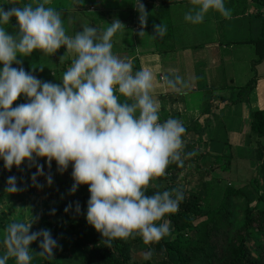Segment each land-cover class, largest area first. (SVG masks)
I'll list each match as a JSON object with an SVG mask.
<instances>
[{"label": "clouds", "instance_id": "clouds-1", "mask_svg": "<svg viewBox=\"0 0 264 264\" xmlns=\"http://www.w3.org/2000/svg\"><path fill=\"white\" fill-rule=\"evenodd\" d=\"M51 3L31 0L22 7H0V161L7 170L32 163L34 158L44 159L49 167L55 161L60 172L71 165V191L88 186L86 221L107 247L136 236L146 245L157 243L170 235L172 224L167 217L179 211L185 195L181 189L146 193L157 178L166 175L170 164L183 167L196 155L185 151L184 123L173 117L161 122L153 72L147 68L134 71L131 61L113 53V37L124 29L118 19L102 34L96 27L84 26L69 36L62 14L46 6ZM136 3L143 29L147 15L140 0ZM191 3L184 20L192 25L203 23L209 12L231 18L226 0ZM13 19L18 31L10 34L4 25ZM153 28L159 37L167 32L162 24ZM62 47L72 60L58 84L12 66L19 65L17 57H28L34 51L53 55ZM162 81L172 91L184 87L179 75H165ZM21 96L28 102L13 108ZM43 174V167H37L33 184ZM52 182L48 176L47 185ZM20 190L17 178L9 176L5 191ZM34 222L31 217L7 227L0 264L10 259L15 264H32L30 245L37 240L38 256L52 260L58 240L48 229L30 232ZM151 256V250L144 253L145 259Z\"/></svg>", "mask_w": 264, "mask_h": 264}, {"label": "rangeland", "instance_id": "rangeland-1", "mask_svg": "<svg viewBox=\"0 0 264 264\" xmlns=\"http://www.w3.org/2000/svg\"><path fill=\"white\" fill-rule=\"evenodd\" d=\"M156 1L158 4L159 0ZM29 2L31 0H25L23 4L18 2L20 3L18 7H22ZM136 4L134 2L131 4V0H79L76 4H73L72 0H52V3L46 6L53 7L62 14L66 34L73 36L76 32L82 31L84 26H97L100 29L98 34H102L107 28L106 26L112 23L113 19H118L124 25V28H127L125 19H128V15L126 13L123 14V12L131 13ZM0 7L8 10L7 0H0ZM4 27L10 34H15L18 31L14 19L9 22V25H4ZM131 27L134 28L133 23ZM122 33L118 32L113 37L112 51L115 55L120 53L122 45H124L123 51L127 49V43L124 40L120 41L118 37ZM65 51L63 47L58 49L53 55H45L39 51H34L28 57H17L20 63L19 65H13L23 67L26 72H30L41 81L58 84L61 82L62 74L70 66L72 60V56L65 54ZM123 54L126 53L120 55ZM134 65L133 70H135ZM236 94H240L239 90L236 91ZM249 94V92H243L241 96L236 95L232 98L231 103L234 104L235 101L237 106L233 109H228H232L230 113L233 115L232 120L227 123L228 125L224 124V117L220 116V118L215 114V125L212 123L201 126L204 128V132H201L202 135L190 133L189 136H184L185 151L195 152L196 155L186 160L183 169L180 171H176L174 167L170 170L167 168L166 175L157 178L154 181L155 186L149 187V189L161 192L181 189L184 193L192 194L196 192L198 187H190L192 186L191 180L194 182L195 177L198 176L196 173L198 171L209 173L208 178L205 180L210 185L208 188L209 202L200 205L198 215L189 214L187 219L180 220V226L185 227L188 224L186 230L174 233L173 223H171L170 235L160 241H180L179 246L177 245L179 249H184V245L187 246L194 243L198 232L207 220L208 216L206 213L219 207L225 192H228L226 200L229 209L227 211L228 217L230 216L231 219L223 223L225 226L222 229L223 241H227L226 236H228L229 242L232 241V238L239 239L238 234L243 230L247 209L253 210L256 206L260 210L264 209L263 201L259 200L260 197L264 198V175L260 171L261 163L258 159L259 149L261 145H264V139H257L250 130V112L262 110L264 105L256 106L254 100L253 106V99L251 96L249 97ZM22 97H18L17 100L20 101ZM198 100H200L198 108L202 112L207 107L208 100L204 97ZM193 105H195L194 102ZM243 107H246L247 111H243ZM222 111L224 112V110ZM219 114L222 115L221 113ZM231 114L227 115L229 119ZM37 160L43 164L41 167L44 169V174L41 175V186L36 193H11L3 198L0 203V255L6 251L3 240L7 235V227L13 222H28L32 217L35 222L30 232L42 229H48L52 232L59 223L65 208L77 210V205H79L78 211L82 212L86 221L87 201L90 195L88 186L82 185L75 192L71 191L74 184L71 175L72 166L69 165L67 170L60 172L55 161L49 167L44 159L40 158ZM22 167L21 165L19 169H22ZM48 176H51L53 180L51 186L46 183ZM174 176L177 178L174 179ZM191 176H193L192 179ZM173 182L177 183L179 188L172 187ZM53 209L55 210L54 214H52ZM87 226L89 231L100 235L88 223ZM219 227L221 230L222 226ZM54 237L58 240V247L54 250L52 260L38 256L40 251L38 247L39 240L30 245V250L33 252L32 264H44V261L50 264H76L81 258L86 256L84 249L75 248L73 244L75 234H72L67 224H64ZM117 241L128 252V264H153L155 262L156 257L153 249L149 244L146 245L141 237L136 236L134 239L129 238L126 241ZM149 250L152 251V256L150 259H145L144 253ZM9 262L15 264L13 259H10Z\"/></svg>", "mask_w": 264, "mask_h": 264}, {"label": "crops", "instance_id": "crops-1", "mask_svg": "<svg viewBox=\"0 0 264 264\" xmlns=\"http://www.w3.org/2000/svg\"><path fill=\"white\" fill-rule=\"evenodd\" d=\"M163 1L157 4L154 0V9L144 8L147 21L143 29L135 6L134 28H124L118 36L127 43V49L123 51L122 45V50L116 54L135 64L134 69L147 68L153 72V94L160 103L161 122L173 117L182 121L187 130L194 124L215 125L216 114L224 117V124L228 125L233 118L230 111L237 106L235 101L231 103L232 98L239 95L236 91L254 76L256 84L249 97L253 99L252 104L255 100L256 106L264 105V61L252 72L256 56L251 44L260 35L264 9L254 0H226V7L232 12L230 19L209 12L203 23L192 25L184 20L186 11L193 7L191 0ZM124 13L128 15L127 23L132 16ZM158 24L167 28L163 37L154 34L153 26ZM141 31L145 35L140 36ZM122 53L126 54L120 55ZM173 74L184 80V87L178 91L162 86V77ZM203 97L208 104L201 112L198 99ZM245 108L243 111H247ZM228 114H231L230 119Z\"/></svg>", "mask_w": 264, "mask_h": 264}, {"label": "trees", "instance_id": "trees-1", "mask_svg": "<svg viewBox=\"0 0 264 264\" xmlns=\"http://www.w3.org/2000/svg\"><path fill=\"white\" fill-rule=\"evenodd\" d=\"M25 0H19L18 2L24 3ZM165 1V0H164ZM163 1V2H164ZM8 7L19 6L17 0H7ZM136 3V0H131V3ZM146 9H154V0H140ZM254 3L261 6L264 9V0H254ZM136 9L138 5L136 4ZM132 19L126 23L127 28H132L131 25L134 22L135 11H131ZM155 16L159 17L156 15ZM133 21V22H132ZM134 26V25H133ZM254 47L256 60L252 63V72H255V66L264 61V17L261 21L260 35L257 39L251 41ZM13 67H17L12 65ZM135 67V71H138ZM256 84L255 76L246 86L239 88V96L244 92H251ZM222 101V99L220 100ZM28 102L26 98L22 97L19 101H15L12 107H16L18 104ZM240 102V100H239ZM250 130L251 133L257 139H264V110H256L250 112ZM202 125L194 124L186 130L185 136H189L190 133L202 135ZM201 127V129H200ZM204 132V131H203ZM258 159L260 164V171L264 175V145L260 146ZM22 169L13 167L11 170H7L3 166V162L0 161V203L3 198L11 194L5 191L6 182L9 176H15L17 178V185L21 188L18 192H24L28 194H35L40 188L41 176L37 177L36 184L32 182V176L35 174L37 167L43 166L41 162L34 159L32 163L23 162L21 164ZM176 168V171H180L183 167H178L176 164H171L168 169ZM198 176L195 180H191L190 187L196 188L198 193H184L185 199L179 206V211L167 219L173 223V232L178 233L180 230H186V226H180L181 219H187L189 214L194 216L200 212V205L207 204L208 200V188L210 185L205 181L209 173L206 171H198ZM177 177L174 176V179ZM193 176H191V179ZM172 187L177 188V183L173 182ZM179 188V187H178ZM200 190V191H199ZM155 190L149 189L147 195H152ZM16 194V193H15ZM203 196V197H202ZM228 192H225V196L222 199L221 204L215 210L206 213L207 220L198 232V236L194 243L183 246L179 249L180 241H159L157 243L149 244L155 253V262L153 264H264V209H253L246 211L244 219L243 230L238 234L239 239H231L229 242L223 241L222 229L225 228L223 223L230 220L228 217ZM260 201L264 198L260 197ZM75 211V213H74ZM64 224H67L72 234H75L74 246L75 248H81L86 251V256L81 258L76 264H128L129 255L127 250L118 241H114L112 247H107L101 234H95L88 230L87 223L83 218L82 212L69 209V211H63V214L59 220V223L54 227L51 232L52 236L62 228ZM221 230H220V227ZM179 235V234H178ZM55 238V237H54ZM229 242V243H228ZM228 243V244H227ZM12 264V263H8ZM44 264H50L44 261Z\"/></svg>", "mask_w": 264, "mask_h": 264}]
</instances>
